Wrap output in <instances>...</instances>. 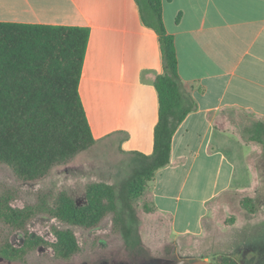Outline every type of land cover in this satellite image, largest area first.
Listing matches in <instances>:
<instances>
[{
  "label": "crops",
  "instance_id": "obj_1",
  "mask_svg": "<svg viewBox=\"0 0 264 264\" xmlns=\"http://www.w3.org/2000/svg\"><path fill=\"white\" fill-rule=\"evenodd\" d=\"M163 14L183 87L198 107L175 133L170 162L147 193L174 234L198 235L214 201L255 183L259 142L246 131L264 121V0H163ZM0 21L89 27L80 94L95 145L154 152L164 58L136 0H0Z\"/></svg>",
  "mask_w": 264,
  "mask_h": 264
},
{
  "label": "trees",
  "instance_id": "obj_2",
  "mask_svg": "<svg viewBox=\"0 0 264 264\" xmlns=\"http://www.w3.org/2000/svg\"><path fill=\"white\" fill-rule=\"evenodd\" d=\"M136 1L143 22L159 34L164 58V72L155 82L160 107L154 152L132 153L130 172L118 184L88 183L82 205L61 191L51 199L40 195L34 203L19 207L13 205L15 193L3 190L0 222L22 231L24 242L15 246L7 238L0 239L2 257L25 262L30 252L51 247L55 258L70 260L81 251L71 226L92 229L109 216L113 230L123 236L130 250L142 246L136 202L156 172L169 164L174 135L198 104L183 87L176 40L164 21L163 0ZM89 40L87 26L0 21V165H8L19 180H41L55 166L96 144L80 94ZM246 132L250 140L264 146V121H254ZM243 201L249 212L255 211L253 198ZM38 214L69 227L54 226V241L34 235L29 223ZM219 261L238 264L229 258Z\"/></svg>",
  "mask_w": 264,
  "mask_h": 264
},
{
  "label": "rangeland",
  "instance_id": "obj_3",
  "mask_svg": "<svg viewBox=\"0 0 264 264\" xmlns=\"http://www.w3.org/2000/svg\"><path fill=\"white\" fill-rule=\"evenodd\" d=\"M240 121H244L242 113ZM253 154L252 164L256 171L253 188L247 193L230 192L214 201L201 234H174L170 217L155 209L146 191L136 202L142 246L135 251L130 250L123 236L113 230L109 216L92 229L71 226L81 251L70 260L55 258L51 247H39L27 255L25 262L0 255V264H178L198 258L212 261L229 258L238 264H264V146L259 143ZM132 157L119 152L114 143L97 144L68 163L55 166L45 178L37 181L19 180L8 165L1 164L0 194L5 189L13 191V205L22 207L34 203L40 195L51 199L66 191L82 205L86 202L88 183H120L130 172ZM246 197L253 198L254 212L246 208L243 201ZM54 226L69 227L46 214H38L29 223L34 235L50 241L55 240ZM3 238L15 246L24 242L22 231L10 230L0 222V239Z\"/></svg>",
  "mask_w": 264,
  "mask_h": 264
},
{
  "label": "water",
  "instance_id": "obj_4",
  "mask_svg": "<svg viewBox=\"0 0 264 264\" xmlns=\"http://www.w3.org/2000/svg\"><path fill=\"white\" fill-rule=\"evenodd\" d=\"M178 264H229L221 261H212L206 258H198L191 261H180Z\"/></svg>",
  "mask_w": 264,
  "mask_h": 264
}]
</instances>
